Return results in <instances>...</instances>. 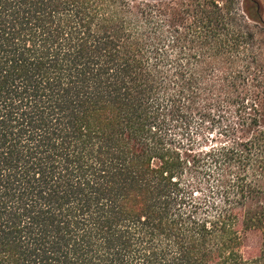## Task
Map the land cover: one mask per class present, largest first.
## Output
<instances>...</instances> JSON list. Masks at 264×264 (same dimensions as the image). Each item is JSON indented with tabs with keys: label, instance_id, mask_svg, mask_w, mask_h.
<instances>
[{
	"label": "trees",
	"instance_id": "16d2710c",
	"mask_svg": "<svg viewBox=\"0 0 264 264\" xmlns=\"http://www.w3.org/2000/svg\"><path fill=\"white\" fill-rule=\"evenodd\" d=\"M0 264H264L260 0H0Z\"/></svg>",
	"mask_w": 264,
	"mask_h": 264
},
{
	"label": "rangeland",
	"instance_id": "374dc122",
	"mask_svg": "<svg viewBox=\"0 0 264 264\" xmlns=\"http://www.w3.org/2000/svg\"><path fill=\"white\" fill-rule=\"evenodd\" d=\"M238 2H241V0H238ZM261 4H262V11H263V20H264V0H260ZM192 133H196L195 130L193 129L192 130ZM196 136V144H197V148H204V145L201 144L200 142L202 141V139L206 136H208L209 138V143H208V146H212L214 144H216V141H212V138L211 136L208 135V133H205L204 135H200V134H195ZM200 143V144H198ZM201 145V146H199ZM262 235H261V232L260 231H251L247 234V238L244 242V248L242 250V253L243 255L246 257V258H252L256 255H258V253L260 252L261 250V247H262Z\"/></svg>",
	"mask_w": 264,
	"mask_h": 264
}]
</instances>
